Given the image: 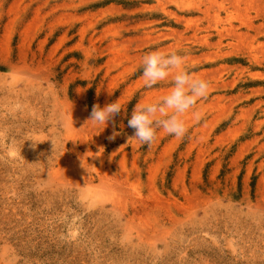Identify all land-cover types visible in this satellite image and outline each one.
I'll use <instances>...</instances> for the list:
<instances>
[{
	"label": "rangeland",
	"instance_id": "obj_1",
	"mask_svg": "<svg viewBox=\"0 0 264 264\" xmlns=\"http://www.w3.org/2000/svg\"><path fill=\"white\" fill-rule=\"evenodd\" d=\"M154 50L210 87L141 144ZM0 67V264H264V0H0Z\"/></svg>",
	"mask_w": 264,
	"mask_h": 264
},
{
	"label": "clouds",
	"instance_id": "obj_2",
	"mask_svg": "<svg viewBox=\"0 0 264 264\" xmlns=\"http://www.w3.org/2000/svg\"><path fill=\"white\" fill-rule=\"evenodd\" d=\"M185 57L176 52L165 53L154 50L141 58L143 84L146 88L172 78V86L166 95L152 103L137 105L127 120L134 137L141 144H151L157 138L158 130L176 138H183L187 132L183 116L202 98L206 97L210 84L207 80L196 78L185 70ZM111 95V93H109ZM124 112L119 100L101 107L94 104L88 120L107 127L116 115ZM113 132L109 139H114Z\"/></svg>",
	"mask_w": 264,
	"mask_h": 264
},
{
	"label": "trees",
	"instance_id": "obj_3",
	"mask_svg": "<svg viewBox=\"0 0 264 264\" xmlns=\"http://www.w3.org/2000/svg\"><path fill=\"white\" fill-rule=\"evenodd\" d=\"M0 70H4L3 67H0Z\"/></svg>",
	"mask_w": 264,
	"mask_h": 264
}]
</instances>
